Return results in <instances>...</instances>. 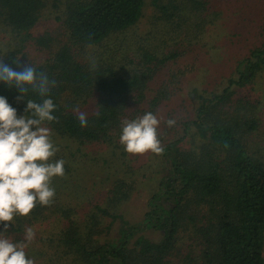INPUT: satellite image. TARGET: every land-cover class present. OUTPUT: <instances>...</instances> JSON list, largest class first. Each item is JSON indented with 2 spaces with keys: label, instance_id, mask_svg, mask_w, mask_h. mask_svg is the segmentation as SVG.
Returning <instances> with one entry per match:
<instances>
[{
  "label": "trees",
  "instance_id": "16d2710c",
  "mask_svg": "<svg viewBox=\"0 0 264 264\" xmlns=\"http://www.w3.org/2000/svg\"><path fill=\"white\" fill-rule=\"evenodd\" d=\"M146 2L66 0L64 23L69 32L68 44L43 63H30L56 82L49 97L57 106L53 112L57 120L44 124L53 132L82 144L116 145L130 99L135 94L144 98L159 65L176 56L166 55L158 64L124 75L108 62L96 67L84 64L74 48L104 45L115 34L132 28L140 21ZM170 2L175 5L176 0ZM46 3V0H0V28H9L20 42V48L0 55V59L16 70L20 69L14 61L19 60L20 66L30 65L19 57L29 38L47 48L53 42L50 36L33 37L30 33ZM158 3L161 12L171 18L172 14L166 13L168 6ZM263 72L264 41L238 62L222 92L201 96L196 117L184 123L185 129L194 130L190 131L193 145L184 146L185 135L161 145L163 170L142 218L133 223L116 212L132 195L133 174L126 172V176L114 180L106 195L113 207L98 204L95 208L96 234L86 237L78 221L72 220L61 233L63 239L60 236L61 244L68 248L64 252L76 256L83 264H167L189 226L191 238L201 245L202 262L197 263L264 264V153L259 142L253 145L252 139L260 128L256 111L259 103L238 94L239 89L252 86ZM178 77L181 82L185 75L181 73ZM171 93L169 86L159 89L151 100V110L155 111ZM95 94L100 98L97 109L85 114L88 123L82 127L75 109L78 102L85 103ZM0 95L20 115L24 114L26 100L41 102L46 98L29 86L25 99L17 100L18 89L3 82ZM37 205L36 214L48 208ZM59 208L60 212L65 209ZM193 209L196 219L191 214ZM65 214L66 211L62 213ZM97 216L108 217L110 225L117 224L115 237H102L105 228ZM199 257L198 254L192 258Z\"/></svg>",
  "mask_w": 264,
  "mask_h": 264
},
{
  "label": "rangeland",
  "instance_id": "374dc122",
  "mask_svg": "<svg viewBox=\"0 0 264 264\" xmlns=\"http://www.w3.org/2000/svg\"><path fill=\"white\" fill-rule=\"evenodd\" d=\"M46 2L38 23L30 33L33 37L50 36L53 42L47 48L29 38L19 53L26 64L45 62L69 41L64 23L66 0ZM158 2L168 6L166 13L172 14L171 18L161 12ZM158 2L147 0L140 21L127 31L115 34L104 45L74 50L84 64L96 67L108 62L115 71L124 75L139 73L147 65L160 63L164 56L175 55L168 63L159 65L144 98L139 99L135 94L130 99L123 120L152 112L160 120L158 133L161 145L185 135L183 144L189 147L193 145L190 131L194 130L185 129L184 123L196 117L203 100L201 96L222 92L228 79L234 75L238 62L255 45L264 41V0H176L175 5L170 0ZM18 48L20 42L15 34L9 28H0V55ZM147 54L152 56L151 59H147ZM181 73L185 77L179 82ZM164 86H169L172 93L153 111L151 100ZM238 94L259 103L256 111L260 128L252 139L253 145L255 141L259 142L264 153V72L252 86L239 89ZM99 100L95 94L85 103L78 102L75 110L84 114L94 113ZM170 119L175 121L172 126L166 123ZM48 128L58 149L53 159L65 161V173L52 180L55 197L48 208L36 214V205L29 215H16L4 235L13 242H22L26 230L32 228L35 236L25 251L35 264H83L76 256L64 252L68 248L61 244L64 237L61 233L72 220H77L86 237L94 236L97 228L94 224L95 208L98 204L113 207L106 195L114 180L118 176H126V172L133 174L134 187L131 197L116 212L133 223L139 221L158 184L163 161L159 154L151 151L144 154L126 152L120 139L115 146L98 142L82 144ZM59 206L65 209L60 212ZM64 211L65 216L62 215ZM195 213V209L191 210L196 219ZM97 218L105 228L102 237H115L117 224L110 225L108 217ZM185 228L187 232L167 264L202 262L201 245L191 238L190 227ZM0 230H3V224H0ZM198 254L199 258H192Z\"/></svg>",
  "mask_w": 264,
  "mask_h": 264
},
{
  "label": "clouds",
  "instance_id": "9594fccd",
  "mask_svg": "<svg viewBox=\"0 0 264 264\" xmlns=\"http://www.w3.org/2000/svg\"><path fill=\"white\" fill-rule=\"evenodd\" d=\"M20 70L0 59V82L9 87L15 86L20 95L17 100L25 99L32 91L44 98L41 102L26 100L23 115H18L8 99L0 95V264H35L25 249L35 236L28 228L24 241L13 242L4 235L16 215L27 216L40 205H49L55 197L52 186L54 177L63 176L65 161L54 160L57 148L51 139V130L45 122L56 121V109L49 90L55 80H49L44 72H38L32 65H19ZM30 113L31 115H26ZM82 127L87 126L84 113L78 114ZM172 126L175 121L166 122ZM160 120L152 112H146L132 120L122 121L120 143L130 154H144L151 151L161 154L164 149L159 139Z\"/></svg>",
  "mask_w": 264,
  "mask_h": 264
}]
</instances>
